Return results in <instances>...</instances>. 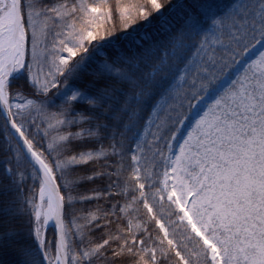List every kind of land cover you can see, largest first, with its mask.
<instances>
[{"label": "snow or ice", "instance_id": "obj_1", "mask_svg": "<svg viewBox=\"0 0 264 264\" xmlns=\"http://www.w3.org/2000/svg\"><path fill=\"white\" fill-rule=\"evenodd\" d=\"M0 264H264V0H0Z\"/></svg>", "mask_w": 264, "mask_h": 264}, {"label": "trees", "instance_id": "obj_2", "mask_svg": "<svg viewBox=\"0 0 264 264\" xmlns=\"http://www.w3.org/2000/svg\"><path fill=\"white\" fill-rule=\"evenodd\" d=\"M135 2H136V0H124V3H126V4H131V3H135ZM84 207L91 208V207H93V205L86 204V205H84Z\"/></svg>", "mask_w": 264, "mask_h": 264}]
</instances>
